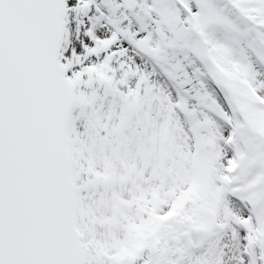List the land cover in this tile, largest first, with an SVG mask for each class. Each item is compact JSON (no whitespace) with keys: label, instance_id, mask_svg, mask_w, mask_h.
<instances>
[{"label":"snow or ice","instance_id":"snow-or-ice-1","mask_svg":"<svg viewBox=\"0 0 264 264\" xmlns=\"http://www.w3.org/2000/svg\"><path fill=\"white\" fill-rule=\"evenodd\" d=\"M0 264H264V0H0Z\"/></svg>","mask_w":264,"mask_h":264}]
</instances>
